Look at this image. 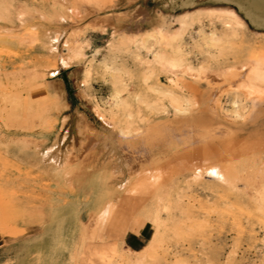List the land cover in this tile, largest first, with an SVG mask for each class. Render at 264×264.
I'll return each mask as SVG.
<instances>
[{"label": "rangeland", "instance_id": "rangeland-1", "mask_svg": "<svg viewBox=\"0 0 264 264\" xmlns=\"http://www.w3.org/2000/svg\"><path fill=\"white\" fill-rule=\"evenodd\" d=\"M0 9V241L51 226L70 241L69 264H126L132 240L148 244L146 264H264V82L257 98L237 81L214 84L208 98L205 83L186 79L174 102L156 91L173 86L153 64L177 44L209 74L264 64V28L240 14L246 31L234 32L220 15L237 12L235 0H0ZM183 16L187 31L171 40ZM78 47L84 57L72 58ZM150 169L146 182L135 175Z\"/></svg>", "mask_w": 264, "mask_h": 264}, {"label": "bare ground", "instance_id": "bare-ground-1", "mask_svg": "<svg viewBox=\"0 0 264 264\" xmlns=\"http://www.w3.org/2000/svg\"><path fill=\"white\" fill-rule=\"evenodd\" d=\"M235 6L237 9V12H235L234 10H229V11H225L223 14L220 15L221 18L226 17V18L231 19V21L235 25L234 32H237L236 30H239V29H244V30L246 29V24H245L243 18H245L255 28H264V0H235ZM2 8H5V7H2ZM208 11H210V10H208ZM201 12H202V10H196L195 11V13L197 15L202 14ZM7 13H8L7 10L0 9V19H4L5 16L7 15ZM240 14L243 15V18H241ZM209 15H213V14L211 13ZM223 19H225V18H223ZM225 26H226L225 28H229V23L226 22ZM187 28H188L187 18L183 16L182 18H180L178 20V27L176 28L175 32L169 33L168 37L171 40H175L178 38L180 39V38H182V36L187 31ZM111 34H113V35L110 39V42L115 40V37H116V35L114 33H111ZM117 40H119V39H117ZM129 42H131V41H129ZM209 42L210 43L215 42L213 33L210 34ZM132 45H133V43H132ZM176 46L177 47L174 49V51L172 52L171 55H166V54H162V53H158V52L154 53V55H153V64L158 66L161 69V71L165 75H167L169 82L173 86V91H168V90L158 88L156 90L158 92V94L162 93L163 95L168 96L170 99H173V101L176 102V100H178V98H177L178 94L175 93V89L176 88H178V90L181 89V86L184 85L183 83L185 82L186 79H192V80H199V81L205 83V86H206L205 93H206V96L208 98L211 95L210 91H212V87L214 86V84H219L222 82H230V81L231 82L237 81L238 85L236 87L243 88L246 91L247 96H249V97L253 96L256 98L259 96V94H258L259 92L255 86V82H257V81L258 82H264V64H262L261 61L248 60L246 63H243L239 67H236L235 69L231 68V70H227V72H224L222 74H219V75L209 74L206 71L202 70L201 68L200 69L193 68V66L190 63L185 61L183 53L180 51V47H178L179 45L177 44ZM80 56H83V54L81 53V47L75 48L71 53L72 58H77ZM72 62H74V61H72ZM88 74L89 73L86 70V73H85L86 78L88 77ZM185 87L188 88L189 86L188 87L185 86ZM191 90H193V89H191ZM196 90H197V88H196ZM179 91H181V90H179ZM87 99H88V97H87ZM113 104L115 106L119 105L118 101H113ZM207 105H210V104H207ZM236 105H237V103L235 101H233L234 108L236 107ZM185 109L186 108L177 107L175 109V113L185 114V112H186ZM97 111H98V109H97ZM119 134L121 136H125L126 133L123 131H120ZM168 166H170V165H168ZM149 171L151 172L152 169L143 170V171L141 170L138 173H136L135 175L138 176L137 178L140 179L142 182L144 180L146 182V178L150 179V178H148V176L151 177V175L149 174L150 173ZM130 174L132 175L133 173H130ZM130 174H129V176H130ZM138 179L135 178V180H137V181H138ZM137 184L138 183H136V185ZM138 187H140V185ZM141 188H142V186H141ZM133 190H135V189H133ZM131 191H132V189H131ZM101 211L99 214H97L94 217V219L91 221L89 227L95 229V228H97V225L99 223L103 222L104 219H103V215H102ZM0 215H4V214H0ZM16 220H17V218H16ZM15 223H16V221H15ZM24 224H25V222H24ZM0 225H2V223Z\"/></svg>", "mask_w": 264, "mask_h": 264}, {"label": "crops", "instance_id": "crops-1", "mask_svg": "<svg viewBox=\"0 0 264 264\" xmlns=\"http://www.w3.org/2000/svg\"><path fill=\"white\" fill-rule=\"evenodd\" d=\"M107 203L111 204V202ZM61 236L60 231L55 227L45 226L43 230H40L38 239L28 238L12 242L0 241V264H69V257L63 252L62 248L69 247L70 241L61 240ZM141 243V240L131 241V246L137 249L136 257L133 258V261L125 259L126 264H146L149 260L145 256L139 258V254L148 246L147 244L141 248Z\"/></svg>", "mask_w": 264, "mask_h": 264}]
</instances>
